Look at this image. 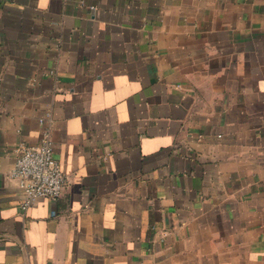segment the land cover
<instances>
[{
	"label": "crops",
	"instance_id": "obj_1",
	"mask_svg": "<svg viewBox=\"0 0 264 264\" xmlns=\"http://www.w3.org/2000/svg\"><path fill=\"white\" fill-rule=\"evenodd\" d=\"M0 264H264V0H0Z\"/></svg>",
	"mask_w": 264,
	"mask_h": 264
},
{
	"label": "built area",
	"instance_id": "obj_2",
	"mask_svg": "<svg viewBox=\"0 0 264 264\" xmlns=\"http://www.w3.org/2000/svg\"><path fill=\"white\" fill-rule=\"evenodd\" d=\"M10 177L17 181L23 193V207L38 199L55 200L59 197L66 177L53 154L52 143L46 131L37 144L17 148Z\"/></svg>",
	"mask_w": 264,
	"mask_h": 264
}]
</instances>
